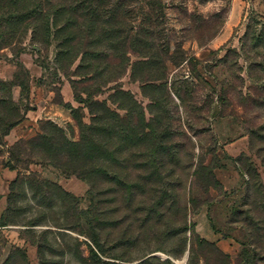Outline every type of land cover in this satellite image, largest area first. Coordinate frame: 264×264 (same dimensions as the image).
<instances>
[{
  "label": "rangeland",
  "instance_id": "374dc122",
  "mask_svg": "<svg viewBox=\"0 0 264 264\" xmlns=\"http://www.w3.org/2000/svg\"><path fill=\"white\" fill-rule=\"evenodd\" d=\"M107 2L112 48L0 0V264H264V0Z\"/></svg>",
  "mask_w": 264,
  "mask_h": 264
},
{
  "label": "trees",
  "instance_id": "16d2710c",
  "mask_svg": "<svg viewBox=\"0 0 264 264\" xmlns=\"http://www.w3.org/2000/svg\"><path fill=\"white\" fill-rule=\"evenodd\" d=\"M54 3L55 4L52 6L53 8L48 11V16L50 15V17L55 20L61 17L63 20L62 26L57 30L61 32L67 29L69 36L73 35L74 32L79 31V33L89 38L92 36L97 41L101 42V44H104L103 41L105 40V42H108L106 46L112 48L115 45V39L118 38L119 31L126 32V29L118 30L116 24H112V21L115 22L117 11L115 7H108L107 0H54ZM159 7V3L156 2L149 4V12H146L144 16H148L149 18L151 12H155ZM131 14L132 12L129 9L123 10V15L126 18L130 19ZM113 26H115V28H113ZM32 29L35 30V27H32ZM135 29H137V26L128 28L127 31H134ZM97 31H100V35ZM75 37L76 36H74V38ZM61 48L64 47L62 46ZM21 118V114L18 112L14 102L6 101L5 99L0 100V133L3 135L7 134L9 130L21 120ZM173 152L172 155L174 154ZM162 154L167 155L168 151L163 149ZM173 158L175 159L176 155H173ZM163 168L164 163H161L158 167L154 166V169H151L152 171L150 170L151 172L149 173V176H142L140 180L128 183L127 189L130 193V202L133 201L138 193L142 194L149 192L147 190L149 186L156 183L159 185L156 187L157 190L154 191L159 198L157 204L162 206L165 204V200L169 198L170 202L173 201V188H170V195H167L164 191L166 185H164L165 178L164 175H162ZM202 170L200 176H202L207 185H212L214 182H217L216 175L212 168L203 167ZM196 173L199 175L198 172ZM154 189L155 188H150L149 190L151 192Z\"/></svg>",
  "mask_w": 264,
  "mask_h": 264
},
{
  "label": "crops",
  "instance_id": "0c3cea01",
  "mask_svg": "<svg viewBox=\"0 0 264 264\" xmlns=\"http://www.w3.org/2000/svg\"><path fill=\"white\" fill-rule=\"evenodd\" d=\"M0 199H1V197H0Z\"/></svg>",
  "mask_w": 264,
  "mask_h": 264
}]
</instances>
